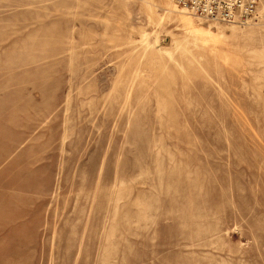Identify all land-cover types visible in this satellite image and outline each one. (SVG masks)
<instances>
[{
    "label": "rangeland",
    "instance_id": "374dc122",
    "mask_svg": "<svg viewBox=\"0 0 264 264\" xmlns=\"http://www.w3.org/2000/svg\"><path fill=\"white\" fill-rule=\"evenodd\" d=\"M0 264H264V0H0Z\"/></svg>",
    "mask_w": 264,
    "mask_h": 264
},
{
    "label": "built area",
    "instance_id": "2783aa9c",
    "mask_svg": "<svg viewBox=\"0 0 264 264\" xmlns=\"http://www.w3.org/2000/svg\"><path fill=\"white\" fill-rule=\"evenodd\" d=\"M172 3L200 19L213 24L244 26L257 12L259 0H171Z\"/></svg>",
    "mask_w": 264,
    "mask_h": 264
}]
</instances>
